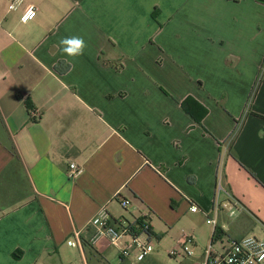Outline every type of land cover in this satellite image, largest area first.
Here are the masks:
<instances>
[{
    "label": "crops",
    "instance_id": "0c3cea01",
    "mask_svg": "<svg viewBox=\"0 0 264 264\" xmlns=\"http://www.w3.org/2000/svg\"><path fill=\"white\" fill-rule=\"evenodd\" d=\"M11 1L0 0V264L121 261L107 238L68 240L102 207L154 232L189 201L212 211L219 182L242 204L219 227L242 216V235L228 232L264 238V2ZM73 35L83 56L61 52ZM189 97L207 111L201 126Z\"/></svg>",
    "mask_w": 264,
    "mask_h": 264
},
{
    "label": "built area",
    "instance_id": "2783aa9c",
    "mask_svg": "<svg viewBox=\"0 0 264 264\" xmlns=\"http://www.w3.org/2000/svg\"><path fill=\"white\" fill-rule=\"evenodd\" d=\"M24 3V0H12L9 10L16 11ZM38 13L35 5H28L21 16L22 23L33 21ZM32 120H37L40 113L36 109L30 110ZM69 176L71 178L81 174L82 169L74 162L69 166ZM129 201L121 202L123 207H128ZM191 213H204L207 223L214 227L211 244L204 250L202 264H264V238L256 236H245L240 239H230L226 235V228L219 227L218 215L220 213L227 214L228 217L236 216L242 210V204L236 200L228 191L224 189L221 182L217 186V200L212 211L200 209V207L189 201ZM113 218L106 207H102L96 216L92 219L89 228L95 232L90 239L91 245L97 244L100 239L107 238L110 244L118 250L122 262L125 264H141L145 260L154 255L155 237L148 235L151 228L149 222L140 229V233L135 235L127 222L123 219H116L118 224L114 225ZM221 232H217L216 229ZM226 238V241H223ZM220 243L221 247H217ZM68 244L75 248L83 250L82 233H74L73 237L68 240ZM196 241L193 235L185 234L180 240L179 245L168 251L171 258L176 257H192L194 255L193 246Z\"/></svg>",
    "mask_w": 264,
    "mask_h": 264
},
{
    "label": "rangeland",
    "instance_id": "374dc122",
    "mask_svg": "<svg viewBox=\"0 0 264 264\" xmlns=\"http://www.w3.org/2000/svg\"><path fill=\"white\" fill-rule=\"evenodd\" d=\"M207 218L208 217L202 212L196 214L183 212L172 226H166L156 221L155 234L157 237L154 239L155 252L154 255L150 257L152 261L148 260L147 263L143 264H202L204 250L210 246L214 231V227L207 223ZM235 219L230 222L226 219V222H224L227 228L226 235L230 239H235L237 235H242V228L236 231L235 228L237 227L234 226L237 225L235 221L242 223V216ZM229 229L235 237L228 232ZM249 233L250 236L262 237L257 229L251 230ZM185 234L193 235L196 238V246H193L194 255L190 258H171L168 251L176 248ZM223 241L225 242L226 238H223ZM217 247L220 248L221 244L218 243ZM121 261L119 256L112 252L111 257L104 260V264H125Z\"/></svg>",
    "mask_w": 264,
    "mask_h": 264
},
{
    "label": "trees",
    "instance_id": "16d2710c",
    "mask_svg": "<svg viewBox=\"0 0 264 264\" xmlns=\"http://www.w3.org/2000/svg\"><path fill=\"white\" fill-rule=\"evenodd\" d=\"M259 1L264 2V0H259ZM103 64L105 65L107 63L104 61ZM117 68L121 69L120 66H118ZM182 108L186 111L187 114H189L196 121V123L198 125H200V126L202 125L203 117L207 114V111L198 102H196L193 98L189 97L184 102H182ZM262 118L264 119V117H262ZM126 222H127L128 228H130V230L135 235H137L138 233H140L139 232L140 229L142 227H144L146 223H148V220L145 218H140V219H137L134 223H130L128 221H126ZM113 224L114 225L118 224L116 219H114ZM216 231L221 232V230L219 228L216 229ZM87 232H88V234L86 237L82 235L83 245H84V247H93V245H91V243H90V239L94 235L95 231L92 228H88ZM147 232H148L149 236L157 237L152 228H150ZM150 259L151 258L145 260L144 262H142V264L147 263V261ZM150 261H152V260H150Z\"/></svg>",
    "mask_w": 264,
    "mask_h": 264
},
{
    "label": "clouds",
    "instance_id": "9594fccd",
    "mask_svg": "<svg viewBox=\"0 0 264 264\" xmlns=\"http://www.w3.org/2000/svg\"><path fill=\"white\" fill-rule=\"evenodd\" d=\"M59 45L61 52L71 58L83 56L88 46L85 39L78 35L62 38Z\"/></svg>",
    "mask_w": 264,
    "mask_h": 264
}]
</instances>
